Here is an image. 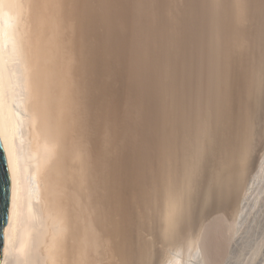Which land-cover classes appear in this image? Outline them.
I'll return each instance as SVG.
<instances>
[{
  "label": "bare ground",
  "instance_id": "6f19581e",
  "mask_svg": "<svg viewBox=\"0 0 264 264\" xmlns=\"http://www.w3.org/2000/svg\"><path fill=\"white\" fill-rule=\"evenodd\" d=\"M0 142V264L213 263L195 225L264 174V0H0Z\"/></svg>",
  "mask_w": 264,
  "mask_h": 264
},
{
  "label": "rangeland",
  "instance_id": "374dc122",
  "mask_svg": "<svg viewBox=\"0 0 264 264\" xmlns=\"http://www.w3.org/2000/svg\"><path fill=\"white\" fill-rule=\"evenodd\" d=\"M263 175H261L262 177L260 176L261 178L260 177L255 178L256 180L258 179V181L254 179V182L253 180L250 182V192H249L250 196H248V199L250 198V200L247 199L246 201V198H247L246 195L248 193H246V195L244 196L245 198L243 199V201L241 200V205L244 206L245 204L243 216L246 215L245 216L246 218L244 217L243 218L244 220H242V222L238 224L237 227L235 226L234 228L232 227L233 225L230 226L231 224L229 225L228 223H227L228 225L220 224L219 217H222L223 215L226 216L224 214L225 212L222 209H219L218 211L217 210L212 211V212L209 211L210 213L207 211V213H204L205 216H203L204 214L202 215L203 216L202 222L200 223L201 226L195 225L196 226L195 227L196 229L194 228V230H196L194 231L196 232L195 234L197 235L202 234L203 236L205 235L204 238L205 240L207 239L205 241L206 243L205 245L211 248V250L213 249V251L215 252V258H214L215 263L213 262L211 264H264V191H263L264 190V185H263L264 176ZM216 217H218V219ZM214 219H215V222L213 224ZM204 223L205 224L207 223L206 227H209V226L211 227L207 229L206 227H204L205 226ZM202 227H204L205 229ZM197 235H195V237ZM195 237H194V240H195ZM186 238L188 237H184L185 240L181 239L179 243H177L178 247L181 245L180 247L184 248L182 255L185 258L184 257L182 258L186 259L187 261L189 260L188 264H198L196 263L197 260L194 259L195 257L189 256L185 252L187 251V247L185 243H187L186 241H188V239ZM177 246L176 244L172 246L170 245V249L173 250Z\"/></svg>",
  "mask_w": 264,
  "mask_h": 264
},
{
  "label": "water",
  "instance_id": "95a60500",
  "mask_svg": "<svg viewBox=\"0 0 264 264\" xmlns=\"http://www.w3.org/2000/svg\"><path fill=\"white\" fill-rule=\"evenodd\" d=\"M8 209V173L4 153L0 142V258L2 250V232L7 220Z\"/></svg>",
  "mask_w": 264,
  "mask_h": 264
}]
</instances>
